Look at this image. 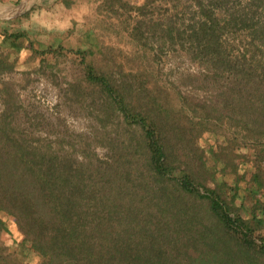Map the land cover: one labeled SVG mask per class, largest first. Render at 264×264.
Segmentation results:
<instances>
[{
	"label": "trees",
	"instance_id": "obj_1",
	"mask_svg": "<svg viewBox=\"0 0 264 264\" xmlns=\"http://www.w3.org/2000/svg\"><path fill=\"white\" fill-rule=\"evenodd\" d=\"M96 1L111 15L149 6ZM191 2L192 53L229 76L218 102L226 112L199 103L188 111L161 85L143 21L132 38L144 52L128 57L138 69L126 72L122 49L104 39L111 23L23 26L41 5L0 15V264H264V0ZM243 29L250 37L235 55L223 36ZM162 30L172 43L186 38L173 22ZM64 57L83 67L87 83L70 86L93 97L99 121L123 116L98 140L106 156L16 122L17 90L3 75Z\"/></svg>",
	"mask_w": 264,
	"mask_h": 264
},
{
	"label": "rangeland",
	"instance_id": "obj_2",
	"mask_svg": "<svg viewBox=\"0 0 264 264\" xmlns=\"http://www.w3.org/2000/svg\"><path fill=\"white\" fill-rule=\"evenodd\" d=\"M127 1L141 6L148 0ZM191 4V0H149L144 13L121 9L117 15H111L105 7L98 10L96 0H78L71 8H66L59 0H21L17 4L0 0V15L3 18L15 17L35 5H41L42 9L34 12L30 19H25L23 26L66 29L74 20L79 26L88 25L100 31L95 23L98 19L111 23L110 31L105 32L104 39L108 46L122 49L118 61L124 65L126 72L138 69L128 61V57L133 58L144 52L140 43L132 38L134 26L143 21L145 35L154 47L148 51L150 63L157 69V79L161 81V85L181 93L184 96L181 104L188 111L192 109L190 103H199L208 105L210 109L218 108L222 113L225 110L218 105L219 95L231 85V80L223 72L216 73L205 59L194 58V44L187 36V25L194 9ZM171 22L176 27L187 30L183 41L175 36V42L172 43L164 34L162 29ZM153 23H161V26L151 29ZM249 37L248 29L238 32L231 30L224 34L222 41L228 47L235 44L233 53L239 55L245 47L240 43L244 41L247 44ZM33 65L22 64L17 71L6 73L2 77L17 90L20 108L15 115L16 122L36 137H64L72 140L79 153L90 142L100 156H106L108 149L100 145L98 140L107 134H115L114 128L121 124L123 116L115 118L113 123L103 124L99 121V115H103V111L95 105L93 97L86 94L79 98L74 94L71 83L87 82L83 67L73 58H61L55 66L47 62L40 64L38 68ZM3 107L4 101L0 97V111Z\"/></svg>",
	"mask_w": 264,
	"mask_h": 264
}]
</instances>
